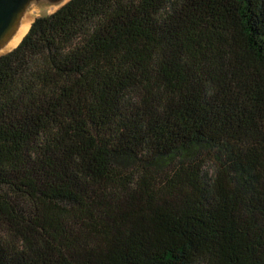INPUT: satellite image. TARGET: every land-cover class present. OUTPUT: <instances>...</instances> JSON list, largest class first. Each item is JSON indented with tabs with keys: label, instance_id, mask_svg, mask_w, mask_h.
I'll use <instances>...</instances> for the list:
<instances>
[{
	"label": "trees",
	"instance_id": "1",
	"mask_svg": "<svg viewBox=\"0 0 264 264\" xmlns=\"http://www.w3.org/2000/svg\"><path fill=\"white\" fill-rule=\"evenodd\" d=\"M0 264H264V0H67L0 55Z\"/></svg>",
	"mask_w": 264,
	"mask_h": 264
},
{
	"label": "water",
	"instance_id": "2",
	"mask_svg": "<svg viewBox=\"0 0 264 264\" xmlns=\"http://www.w3.org/2000/svg\"><path fill=\"white\" fill-rule=\"evenodd\" d=\"M34 0H0V47L14 35L23 10ZM57 2L60 0H48Z\"/></svg>",
	"mask_w": 264,
	"mask_h": 264
},
{
	"label": "rangeland",
	"instance_id": "3",
	"mask_svg": "<svg viewBox=\"0 0 264 264\" xmlns=\"http://www.w3.org/2000/svg\"><path fill=\"white\" fill-rule=\"evenodd\" d=\"M66 1L67 0H60V1H57V2H51V1H48V0H34V1L30 2L26 6V8L23 10L21 18L24 17V16H27V18L30 19V23H32V21H33V19L35 17L44 16V15L52 13L58 7H60L62 4H64ZM15 46L9 47L8 49H5V50H0V55L8 52L9 50L14 48ZM1 47H0V49H2Z\"/></svg>",
	"mask_w": 264,
	"mask_h": 264
},
{
	"label": "bare ground",
	"instance_id": "4",
	"mask_svg": "<svg viewBox=\"0 0 264 264\" xmlns=\"http://www.w3.org/2000/svg\"><path fill=\"white\" fill-rule=\"evenodd\" d=\"M30 24H31L30 19L27 18V16L22 17L19 21V25L17 26L14 35L12 36V38L10 40H8L1 47L2 49H0V50H5V49H8L9 47H13V46L17 45V43H19L21 38L24 36L26 31L29 29Z\"/></svg>",
	"mask_w": 264,
	"mask_h": 264
}]
</instances>
